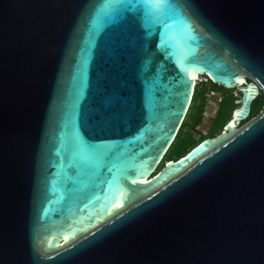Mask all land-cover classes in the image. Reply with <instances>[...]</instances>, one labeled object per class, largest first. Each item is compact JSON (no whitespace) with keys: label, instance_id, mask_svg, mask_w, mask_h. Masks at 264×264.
I'll use <instances>...</instances> for the list:
<instances>
[{"label":"water","instance_id":"water-1","mask_svg":"<svg viewBox=\"0 0 264 264\" xmlns=\"http://www.w3.org/2000/svg\"><path fill=\"white\" fill-rule=\"evenodd\" d=\"M204 74L239 103L163 162ZM259 95L264 0H0V264H264Z\"/></svg>","mask_w":264,"mask_h":264},{"label":"trees","instance_id":"trees-1","mask_svg":"<svg viewBox=\"0 0 264 264\" xmlns=\"http://www.w3.org/2000/svg\"><path fill=\"white\" fill-rule=\"evenodd\" d=\"M199 86V87H198ZM201 86H211L209 91H205L202 96L199 95ZM198 87V88H197ZM227 89L222 85L215 84L208 78L207 82H197L194 88L193 96L191 103L189 105L187 114L182 125H186L187 134L180 141V148L172 150L168 152V156L163 160V162H167L170 159H176L183 155H185L193 146H195L200 140L205 137L214 135V133L218 130L223 129V124L229 119L232 109L237 105L235 100L238 98L235 92H237L236 88L230 89L224 93L223 89ZM211 91L222 93L223 99L220 101V105L218 107V111L216 113V121L210 127L207 132H202L198 136L193 135V131L199 124H201L204 115V107H205V95L209 94ZM207 93V94H206ZM208 96V95H207ZM264 105L263 96L259 95L251 105V114H256ZM181 125V126H182ZM179 134V132H178ZM177 134V136H178ZM173 146V145H172ZM163 163H161V166Z\"/></svg>","mask_w":264,"mask_h":264},{"label":"rangeland","instance_id":"rangeland-1","mask_svg":"<svg viewBox=\"0 0 264 264\" xmlns=\"http://www.w3.org/2000/svg\"><path fill=\"white\" fill-rule=\"evenodd\" d=\"M210 87L211 86H207V87L201 86L200 91H199V95L202 96L206 90L209 91L208 88H210ZM230 89H232V88L223 89V91L225 93ZM223 96L224 95L220 92L214 93L213 95H210V96L205 95L206 100L204 101L205 102L204 115H203V120H202L201 124L198 126L199 129L200 128L206 129V128L212 127V125L216 121V113L218 111L220 101L223 99ZM237 97H239V95ZM186 131H187L186 125H182L180 127L178 136L176 137V139L174 140V142L172 144L173 146L170 147L171 151L180 148V141L186 136V134H187ZM217 132H218V130L215 133H217ZM195 134L193 133V135H195ZM170 149H169V151H170Z\"/></svg>","mask_w":264,"mask_h":264},{"label":"built area","instance_id":"built-area-1","mask_svg":"<svg viewBox=\"0 0 264 264\" xmlns=\"http://www.w3.org/2000/svg\"><path fill=\"white\" fill-rule=\"evenodd\" d=\"M208 76L206 75V74H204V75H199V76H197V78L195 79V83H197V82H201V81H203V82H207L208 81ZM214 93H216V92H213V91H211L209 94H207L208 96H210V95H213ZM235 94L238 96V92H235ZM235 102H236V104H238L239 103V99L237 98L236 100H235Z\"/></svg>","mask_w":264,"mask_h":264},{"label":"flooded vegetation","instance_id":"flooded-vegetation-1","mask_svg":"<svg viewBox=\"0 0 264 264\" xmlns=\"http://www.w3.org/2000/svg\"><path fill=\"white\" fill-rule=\"evenodd\" d=\"M200 125V124H199ZM198 125V126H199ZM224 125V124H223ZM198 126L194 129V130H191V131H193L194 132V134L196 135V136H198L199 134H201L202 132H207L210 128H206V129H202V128H198ZM215 134V133H214ZM169 152V151H168ZM168 152H167V154H166V156H165V158L168 156Z\"/></svg>","mask_w":264,"mask_h":264},{"label":"bare ground","instance_id":"bare-ground-1","mask_svg":"<svg viewBox=\"0 0 264 264\" xmlns=\"http://www.w3.org/2000/svg\"><path fill=\"white\" fill-rule=\"evenodd\" d=\"M194 78L196 79L197 77L195 76Z\"/></svg>","mask_w":264,"mask_h":264}]
</instances>
